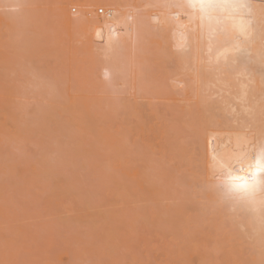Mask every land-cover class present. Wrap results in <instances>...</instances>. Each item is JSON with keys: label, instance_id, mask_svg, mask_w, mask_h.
Segmentation results:
<instances>
[{"label": "bare ground", "instance_id": "obj_1", "mask_svg": "<svg viewBox=\"0 0 264 264\" xmlns=\"http://www.w3.org/2000/svg\"><path fill=\"white\" fill-rule=\"evenodd\" d=\"M45 1L0 0V48L5 45L8 51L0 50V178L3 179L0 183V243L5 250L3 252L0 248V253L3 252L4 257L9 254V264L15 261V264L26 263L23 260L18 263L15 258L19 252L13 253V246L21 250V255L27 250L25 247H30L28 242L32 238V252L31 247L28 252L25 251L33 257L31 264H42L39 255L45 257L47 252L48 256L53 243L54 247L59 246L58 249L63 245L64 250L70 251L73 264L135 263L137 257L142 258L132 251L138 226L141 225L149 232L152 228L163 232L169 230L172 236L167 238L172 244L182 240L180 233L194 243L187 242V247L182 248L183 253L175 258L164 249L163 256L160 255L157 260L165 264H264V211L259 205L253 207L225 199L222 193L211 187L219 182L213 176L211 166L213 149L219 153L231 151L237 148L238 137L259 141L264 131V0H242L249 6L244 9V14L246 19H251L252 30L244 43L246 52L239 60L233 53H224L221 43H214L209 52L207 34L201 35L198 21L190 22L186 10L177 7L186 0ZM42 3L51 6L52 14L64 30L77 33L85 41V50L90 56L86 60L89 64L87 72H83L89 86L83 81V84L75 83L86 84V92L98 83L99 91L95 89L98 93L88 91V95H77L75 90L73 94L67 88V92H59V88L55 94L54 91L46 93L45 84H50L45 83V76H41L40 80V75H34L35 71L31 70L37 66L34 63L38 59L33 64L31 62L35 66L28 62L30 59H26L27 66L20 63L27 57L26 50V53L34 50V47L24 49L29 40L26 35H36L40 24L44 27ZM97 4L107 8L104 12L103 9L98 10L102 16L92 14V8ZM69 5L83 8L76 17H71L66 11ZM45 14L46 17L49 15ZM58 39L61 37L58 38L57 32ZM2 41H5L3 45ZM15 50H23L24 54L21 51L22 55L19 52L20 55L15 54ZM2 57L7 60L1 62ZM3 63H12V66L6 68ZM17 64L22 68L19 74L15 69ZM83 65H86L85 62ZM97 68H100L105 85L96 76ZM29 69L31 72L28 74L26 71ZM21 73L25 77L26 74L28 77L31 75L29 82L33 87L28 86L27 77L25 79ZM70 73L73 74L72 71ZM16 75L24 78L25 86ZM75 79L69 80L70 85L74 80L80 83L81 79ZM106 85H120L119 88L128 90L130 96L127 94V99L123 101L115 92V95H110L112 93L108 92ZM160 104L165 108L159 110ZM125 119L130 120L128 127L123 126ZM184 136L189 140L185 146L178 140L183 137L186 141ZM30 143L38 148L34 149L39 152V158L34 155V163L27 162L26 169L23 167L26 164H21L20 168L19 163L16 165L17 162L13 161L12 166L16 165L13 168L9 158L14 157L16 151L21 154L27 150L24 148H28ZM9 147H14L13 151L17 148L13 155L8 153ZM28 149V153L25 151L28 154L26 160L29 154L35 153L34 149ZM24 155L23 152L21 160ZM18 156L21 155L16 158ZM162 163L176 167L168 170L165 169L167 165ZM61 166L67 170L63 171ZM242 166L246 172L247 163ZM240 167L237 164V169ZM173 170L177 171L178 177ZM13 172L16 174L13 175ZM22 172L25 174H20ZM245 172L237 174L244 175ZM14 176L20 180L12 178L19 182L15 189L22 183L21 193H37L31 196L40 197L39 201L44 200V205L47 204V210L43 205L45 211L42 213L51 212L56 216L55 225L62 228L67 237H63L59 230L61 237L59 233L53 237L55 241L59 238L58 243L52 241L54 227L51 228L46 221L45 225L51 228L52 233L48 236L49 231L43 228L46 236L43 232L40 238L42 222L29 220H35L31 222L33 230H30V224L25 226V223H29L28 218L34 216L25 210L29 212V217L23 208L19 209L12 203L8 204L13 206L14 211L8 207L5 195L11 189L7 191L9 185L5 179L9 182V178ZM15 189L11 192L20 194V189ZM106 194L111 197L106 201L108 203L105 200L104 204L100 203ZM12 197L16 195L10 196V199ZM24 198L21 199L26 204L18 199L16 205L23 204L25 207L28 202L29 207L32 201L26 197L25 202ZM33 203V206L30 204L32 207L38 206ZM14 207L22 209L23 214H18L19 210L16 213ZM53 223L50 225L53 226ZM34 226L41 228L36 231ZM153 231L156 232V229ZM36 232H39L38 236ZM200 234L203 247L197 241ZM16 237H25L27 246L21 244L25 240L22 242ZM43 238L50 240L45 242ZM160 238H163L162 235ZM206 238L214 244L212 247ZM37 239H42L45 245L49 244L46 250L40 248L42 242L37 243ZM151 240L148 246L154 242ZM51 241L53 243L50 244ZM163 241L167 246L168 241ZM17 242L22 248H18ZM145 243L143 249L149 251L151 246L147 249ZM176 243L180 244L179 241ZM169 245L162 248L170 249ZM153 246V250L156 247L163 250L155 242ZM152 249L150 251H156ZM36 250L42 251V254L38 252L37 256ZM13 255L15 258L11 257ZM4 257H0V264H7L3 261ZM49 258L48 263L47 260L43 263L50 264L52 259ZM156 261L153 264H157ZM158 264L163 263L159 261Z\"/></svg>", "mask_w": 264, "mask_h": 264}, {"label": "rangeland", "instance_id": "obj_2", "mask_svg": "<svg viewBox=\"0 0 264 264\" xmlns=\"http://www.w3.org/2000/svg\"><path fill=\"white\" fill-rule=\"evenodd\" d=\"M43 1H45V0H42V2ZM47 1H50V0H46L45 2H47ZM54 1V0H53ZM51 2V1H50ZM44 3V2H43ZM43 3H42V5H43ZM47 3H49V2H47ZM51 4H53V3H51ZM41 5V4H40ZM45 6H47V4L45 3L44 4ZM43 5V6H44ZM49 5V4H48ZM98 5V4H97ZM97 5H95L93 8H92V14L93 15H95V16H102V14H100L99 12H98V10H100V9H103V12L105 11L104 9H107L106 7H104V6H102V5H98V7H97ZM40 6V7H42L43 9V11H42V13H44L43 14V16H44V20H42V22H44L43 24H44V27L40 24L39 26H38V32L36 33V35H32L31 37H29L28 35H26L27 37H28V39L30 40V41H32V42H30L29 40H27V42L25 43V47L26 48H24V49H27V47H34V50L32 49V48H30V49H32L33 50V52H32V50H31V52L30 53H32L31 55H30V53H26V51L24 52L25 53V56H27L26 58H25V60L23 59V61L24 62H20L23 66H25L27 63H26V61L28 60V59H30V61H28V62H30V64H31V62H32V64H33V62H35L37 59H38V61H36L34 64H37V66H35V65H32L31 64V66H35V67H33L34 69H31L32 71H35V72H33V74L34 75H40V77H39V79L41 80L42 79V77L41 76H45L44 77V79H46V81H45V83L47 82V83H49L50 84V86H52V87H50L49 85H46L44 82H42L41 84H45V86L47 87L46 88V93H48V92H50V91H54L53 93L55 94V90H59V88H61V90H59V92H67L66 91V88H67V90L68 89H70L71 91L70 92H74V90H75V94H87L88 95V91L90 92V93H98V92H96V90L95 89H97V91H99V87L97 86L98 85V83H97V85H92V83H90L91 85H92V87H90V88H92V90H88L87 92H86V86H89L88 85V83H87V81H86V79H85V76L86 75H84V73L85 72H87V69H88V66H89V64H88V62L86 61L87 60V57L88 56H90L89 55V53L85 50L86 48H85V41H83V39H81V37L80 36H78L77 35V33H73V32H69V31H67V30H64L60 25V23H59V21L57 20V19H55V15L54 14H52V9H51V6L49 5V6H47V8L44 6ZM53 7V6H52ZM100 7H102V8H100ZM68 8V9H67ZM67 12L69 13V15L71 16V17H76L77 16V14H79L80 13V11H81V9L83 8V7H80V6H78V5H69V6H67ZM51 9V10H50ZM47 10V11H46ZM49 10L51 11V15H53L52 17H51V15H50V13H49ZM97 11V12H96ZM95 12V13H94ZM45 13H47V14H49V15H47V17H46V14ZM99 13V14H98ZM76 15V16H75ZM49 18V19H48ZM53 19V20H52ZM55 19V20H54ZM52 20V21H51ZM54 21V22H53ZM57 21V22H56ZM49 22V23H48ZM52 22V23H51ZM39 24V23H38ZM55 24H57V25H55ZM40 26H42V27H40ZM45 26H47V27H45ZM61 28V29H60ZM58 31H57V30ZM60 31L63 33V34H65V35H62V33H60ZM54 32V33H53ZM57 32H58V38L59 37H61V39H58L57 40ZM66 32V33H65ZM68 33V34H67ZM48 34V35H47ZM60 34V35H59ZM75 34V35H74ZM72 35V36H71ZM75 36V39H74V36ZM34 36V37H33ZM37 38H36V37ZM64 36H66V37H64ZM34 38V39H33ZM36 38V39H35ZM55 38V39H54ZM64 38V39H63ZM76 38H77V40H76ZM63 39V40H62ZM74 39V40H73ZM4 40V39H3ZM56 40V41H55ZM62 40V41H61ZM58 41V42H57ZM61 41V42H60ZM65 41V42H64ZM68 41V42H67ZM5 42V41H4ZM4 42L2 41V45L4 44ZM62 43V44H61ZM33 44V45H32ZM64 44V45H63ZM27 45V46H26ZM83 45V46H82ZM63 46H65V47H63ZM53 48V49H52ZM72 48V49H71ZM30 49H29V51H30ZM65 49V50H64ZM0 50H4L5 52H8L7 51V48L5 47V45L4 46H2L1 48H0ZM72 52H71V51ZM84 50V51H83ZM16 51V50H15ZM21 51V53L23 52V50H20ZM20 51L19 50H17L16 52H15V54H19L20 53ZM55 51V52H54ZM68 51V52H67ZM17 52H19V53H17ZM52 52V53H51ZM63 52V53H62ZM70 52V53H69ZM88 54H87V53ZM20 53V54H21ZM24 53H22V54H24ZM69 53V54H68ZM10 54V53H9ZM14 54V55H15ZM19 54V55H20ZM21 54V55H22ZM54 54V55H53ZM28 55H30V56H28ZM36 56H38V57H36ZM68 56V57H67ZM36 57V58H35ZM53 57V58H52ZM57 57V58H56ZM2 59L3 60H1V62H4V60H7V59H4L3 57H2ZM27 59V60H26ZM32 59V60H31ZM60 59V60H59ZM63 59H64V61H63ZM79 59H80V61H79ZM9 60H10V58H9ZM8 60V61H9ZM35 60V61H34ZM7 61V62H8ZM6 62V63H7ZM55 62V63H54ZM72 62V63H71ZM83 62H85V64L86 65H83ZM4 64L3 63V65H6L5 67L6 68H9V67H11L12 65V63H10V64ZM9 63V62H8ZM19 63V64H20ZM70 63V64H69ZM30 64H28V66L30 65ZM39 64H41V65H39ZM58 64H60V65H58ZM9 65V66H8ZM18 65V64H17ZM58 65V66H57ZM62 65V66H61ZM20 65H18V66H16L17 68H15L16 69V72L18 73V72H20V70L22 69H20V67H19ZM27 66V65H26ZM30 66V67H31ZM61 66V67H60ZM87 66V67H86ZM80 67H82L81 69H80ZM86 69H85V68ZM24 68V67H23ZM27 69H28V67H27ZM53 69V70H52ZM58 69V70H57ZM37 70V71H36ZM50 70V71H49ZM59 70H60V72H59ZM24 71V70H23ZM30 71V69L28 70V71H26L27 73ZM56 71H57V73H56ZM68 71V72H67ZM70 71H72L73 72V74H74V76H73V74H71L70 73ZM83 71H85V72H83ZM31 72V71H30ZM29 72V73H30ZM43 72H44V74H43ZM23 73V72H22ZM22 73L20 74L21 76H22ZM25 73V72H24ZM23 73V74H24ZM28 73V74H29ZM36 73V74H35ZM52 73H54V74H52ZM62 73V74H61ZM64 73V74H63ZM66 73V74H65ZM19 74V73H18ZM17 74V75H18ZM28 74H26L27 76V80H28V82H29V79L30 78H32V77H28ZM57 74V75H56ZM100 76H99V75ZM16 75V76H17ZM20 75L19 76H17V78L19 77L20 78ZM96 76H98L97 78H98V80H99V78H100V82L101 83H103V85H105V83H104V81H105V79H103V77H102V75H101V71H100V68H97V70H96ZM22 77H25V75H23ZM26 77H25V79H26ZM77 77V80H80V83L78 82V81H75L76 78ZM18 78V79H19ZM24 78H20L18 81H20V83H23L22 85H24V82H25V80H23ZM34 79H36V78H34ZM61 79H62V81H61ZM72 79H75L74 80V83H72V85H70V83H71V81L69 82V80H72ZM22 80H23V82H22ZM31 80V79H30ZM38 80V79H37ZM40 80H39V83H40ZM68 80V81H67ZM43 81V80H42ZM63 81H64V83H63ZM73 81V80H72ZM82 81H83V83L85 82L86 84H84V85H78V84H83L82 83ZM97 81V80H96ZM35 82V81H34ZM34 82H32V84L34 83ZM75 82H77V83H75ZM99 82V83H100ZM19 83V84H20ZM62 83V84H61ZM28 84V83H27ZM31 83L29 82V84H28V86H32V85H30ZM37 84V83H36ZM43 84V85H44ZM93 84H96V83H93ZM65 85V86H64ZM86 85V86H85ZM25 86V85H24ZM49 86V87H48ZM71 86H72V89H71ZM33 87V86H32ZM57 87V88H56ZM65 87V88H64ZM98 87V88H97ZM109 87V88H108ZM120 87V85H112L111 87L109 86V85H106V89H109L108 90V92L110 91V93H112V94H110V95H115V93H116V95L118 96V97H120L123 101L124 100H126L127 99V97H126V95L127 96H130V93H128V90H125V91H122L121 90V88H119ZM53 88H55V89H53ZM65 89V90H64ZM81 89V90H80ZM93 90H95V91H93ZM119 91V93H117L118 91ZM81 91H83V93L81 92ZM103 91H104V89H103ZM117 91V92H116ZM79 92V93H78ZM85 92V93H84ZM106 92H107V90H106ZM115 92V93H114ZM125 92V93H124ZM132 92V91H131ZM52 93V94H53ZM73 93V94H74ZM60 95H61V93H59ZM63 94V93H62ZM102 94V93H101ZM120 94V95H119ZM32 95V94H31ZM46 95V94H45ZM47 96V95H46ZM48 96H50V95H48ZM65 96H66V93H65ZM122 96V97H121ZM30 97V95H28V98ZM32 97V96H31ZM126 98V99H125ZM146 99H144L143 101H145ZM157 101V100H156ZM155 101V102H156ZM159 110L161 109H164L165 108V106L164 105H159ZM127 120V121H126ZM126 121V122H125ZM125 121H124V127H125V125H126V127H128L129 126V122L128 121H130V120H128V119H125ZM166 121V120H165ZM164 121V122H165ZM167 122V121H166ZM168 123V122H167ZM128 124V125H127ZM185 137V139H186V141H184L183 139V137H180V138H178V140H179V142L181 143V144H183L184 146L185 145H187V143H189V140L186 138V136H184ZM181 139V140H180ZM186 143V144H184V142ZM27 146V145H26ZM30 146V147H29ZM32 146V147H31ZM36 145L35 144H33V143H30V145L28 144V148H31V149H36L37 147H35ZM107 146V148L109 149V147H108V145H106ZM105 146V147H106ZM28 148H24V149H27V150H29ZM187 148H188V146H187ZM13 149H14V147H13ZM13 149L12 148H10L9 147V149H8V153L10 152V154H12L13 155V153L17 150V148L13 151ZM19 149H20V147H19ZM34 149V150H35ZM103 149H105L104 147H103ZM156 149V148H155ZM22 150H23V147L21 148V151L19 150V153L20 152H22ZM27 150H25V151H27ZM37 150H38V148H37ZM24 150H23V152L25 153V155H24V159H25V162H23L24 161V159L23 160H21L20 158L22 157V155H23V152L21 153V154H18V152L16 151V155L14 156L15 158H16V156L17 155H21V156H18L16 159H17V161H16V159L15 160H13L14 159V157H12V158H9V160L10 159H12V160H10V162H11V166H12V164H14L15 162H17V163H15L16 165H18V163H19V166L21 165V164H26L27 162L29 163L30 162V164H32V163H34L33 162V158H35L36 159V157L34 156V155H36L37 156V154L39 155V152L38 151H36L35 150V153H34V151L32 152V153H34V154H32L31 156H33L32 157V160H30L31 159V156H30V154H29V156H28V160H26V158L25 157H27V153H28V151H27V153L25 152ZM40 151V150H39ZM12 152V153H11ZM38 152V153H37ZM42 152V151H41ZM9 154V156H11ZM157 157V156H156ZM39 158V156H37V159ZM20 159V161H18ZM13 161H15L14 163H13ZM35 161V160H34ZM37 161V160H36ZM35 161V162H36ZM23 164V165H24ZM16 165H14V167L13 168H16L15 166ZM22 165V166H23ZM29 165V164H28ZM27 164L25 165V166H23L25 169H26V167L28 166ZM162 165H167V167L165 168V169H167L168 168V170L169 169H174V167H176L175 165L172 167H168V164H163L162 163ZM18 167V166H17ZM20 168H21V166H20ZM19 168V169H20ZM63 171H65V170H67L66 169V167H64V166H61L60 167ZM63 168H65V169H63ZM13 170V169H12ZM24 170V169H23ZM22 170V171H23ZM17 171H18V168H17ZM14 173L16 174V172H13V175H14ZM66 173V172H65ZM173 173L175 174V176L176 177H178L179 176V174L177 173V171L175 172V170H173ZM20 174H22V175H24L25 174V172L23 173H20ZM22 177V176H21ZM12 178H14V180H18V181H20L19 179V175H18V178L19 179H16L17 178V176H14V177H11V178H9V182H8V180H6L5 178V183H7V185H9V189H8V186H7V191L8 190H10V193H8L7 192V194L8 195H5V198L7 199L6 200V202H7V204L9 203L10 205H12L13 204V206H15V207H17L18 206V208L20 207V208H23V210H24V212H25V214H26V212L27 211H25V210H28L29 212H30V214L31 215H33L34 216V218H28V220L27 221H29V220H32V219H37V220H39L38 222H42V228L41 227H39V229L41 228V230L39 231L40 232V238H42V233L44 232V236H46V234H45V231L47 230V231H49L48 232V236L50 235V233H52V232H54V234L52 235V238L54 237V235H55V237H56V235H57V233H59V230H60V232L62 233V234H64V230L62 229V228H59L57 225H55V219H56V216H54L50 211V213H48V214H44V213H42V212H44L45 210H47V204H46V206L44 205V200L42 201V200H40L39 201V198H35L34 196H31L32 194H35L34 192L31 194V195H28L27 193H25V191H23L22 193L20 192L21 191V188H22V181L20 182L21 184H20V187L19 188H17V189H20L19 191L17 190V189H15L16 187H18L17 186V182L18 181H14ZM12 180V182H10L11 180ZM2 180L3 179H1L0 178V183L2 182ZM188 180H190V179H188ZM12 183V184H11ZM12 186H11V185ZM18 184H19V182H18ZM16 185V186H15ZM11 187H13V188H11ZM13 189H15V190H17L18 192H20V194L19 193H17V194H19L18 196H17V194L15 193V192H11ZM16 191V192H17ZM102 192H104V190L102 189ZM102 192H101V194H102ZM106 192H104V194H105ZM37 194V193H36ZM35 194V195H36ZM14 196V195H16V197H12L13 199L14 198H16L17 200H13V199H10V196ZM26 195V196H25ZM6 196H8V197H6ZM21 196H23V197H21ZM24 196H25V198L27 197V200H28V198L30 199L29 201H32V202H34V203H36V204H38V206H35V208L34 207H32L33 205L31 204L32 202H29V207H27L28 206V202H27V205H25V207L23 206V204H26V203H23L22 202V199L24 198ZM39 196V195H38ZM106 196V198L104 199V197ZM18 197V198H17ZM22 199H21V198ZM44 197V196H43ZM46 197V196H45ZM44 197V198H45ZM109 197V198H108ZM25 198H24V201L26 202V200H25ZM33 198V199H32ZM102 200H101V202L100 203H103V200H105L104 202L107 204L108 202H106V201H109V199L111 198L110 196H108L107 194L106 195H104V196H102ZM18 199H21L20 200V202H22L23 204H22V206H20V205H16L17 204V201H19ZM107 199V200H106ZM41 201H42V203H41ZM40 202V203H39ZM12 203V204H11ZM33 203V204H34ZM8 204V207L9 208H11V210H13V206L11 207L10 205ZM21 204V203H20ZM32 206H31V205ZM42 204V205H41ZM104 204V203H103ZM35 205V204H34ZM45 206V210L43 211V209H44V206ZM31 206V207H30ZM14 207V208H15ZM42 207V208H41ZM19 208V209H20ZM41 208V209H40ZM19 209H16L15 208V212L17 213L18 212V210ZM32 209H33V211H32ZM36 209H38V210H36ZM49 210H50V207L48 208ZM17 210V211H16ZM14 211V210H13ZM39 211H41L39 214H40V217H38V212ZM29 212H27V214H29ZM18 214H23V212H22V209L21 210H19V213ZM30 214H29V217H30ZM37 214V216H35ZM41 214H44V215H46L45 217H44V215H41ZM49 214H51L50 216H48ZM44 217V218H43ZM51 219H50V218ZM45 221H44V220ZM47 219V220H46ZM35 220H33V221H35ZM40 220H42V221H40ZM33 221H31V222H33ZM43 221H44V224H43ZM49 221V226L51 227V228H53L54 227V229H52V232H50V230H51V228L49 227V226H47V225H45V224H47V222ZM53 221H54V223H53ZM24 222H26V221H24ZM30 221H29V223H25L26 225L25 226H28V224H30L28 227H29V229L30 230H33L32 228H31V225L33 226V223H31ZM38 222L37 223H35V224H38ZM51 223H53L52 225L53 226H51L50 224ZM197 224V223H196ZM195 223L193 224V225H196ZM201 224V223H200ZM141 225V224H140ZM198 225V224H197ZM57 226V230H55V227ZM142 226V225H141ZM141 226H138V229H141L140 231L137 229V233H136V238H135V242H134V244H136V245H134L133 244V248H132V251L133 252H136V254L138 255V256H142V258L140 257V258H138L137 257V259L138 260H136V262L134 263V262H132L131 264H137V263H139L140 261H143V263L142 264H153V261L155 262L157 259H160L161 258V256L160 255H162V254H164V252H165V250H167V251H169V252H171V254H172V257L173 258H175V257H177V256H180V255H178V254H182L183 252V249L182 248H185V247H187V242L190 244V243H193V242H191V241H187V237H185V235L184 236H182V233H180V237H181V241L178 239L177 241H179L180 242V244H178L177 245V241H175L174 242V244H172V242H171V240H168V238H170L169 236H172V235H170V232H169V230H167V229H165V232H163L162 230L160 231L159 229H157V228H155L156 229V232H154L153 230H155L154 228H152V231H151V229H150V231L151 232H149L147 229H144V228H142ZM11 227V226H10ZM10 227H8V229L10 228ZM34 227H36V226H34ZM43 228H45V229H43ZM8 229L5 231V232H7L8 231ZM26 229V228H25ZM36 229H38L37 227L35 228V230ZM38 229V230H39ZM42 229L44 230V231H42ZM157 230H158V232H157ZM10 231V230H9ZM37 231V230H36ZM42 231V232H41ZM140 233H139V232ZM143 231V232H142ZM39 232H36V235H37V233L39 234ZM146 233V235H151V237H153V238H156V239H153V238H150L149 236H146V235H144L145 233ZM163 232V233H162ZM29 233V232H28ZM31 234H33V232H30ZM61 233H59V237H61ZM139 233V234H138ZM154 233V234H153ZM156 233V234H155ZM164 233H166V235H164ZM157 234H159L160 236H158ZM8 234L6 233V236H7ZM25 235V237L26 236H28V234L26 235V234H24ZM34 235V234H33ZM33 235H31L32 237H33ZM141 235V236H140ZM161 235H162V237L163 238H160L161 237ZM169 235V236H168ZM12 236H15L14 234L12 235ZM38 236V235H37ZM37 236H35V238L37 237ZM43 236V237H44ZM58 236V235H57ZM63 237H67L68 235H66V233L64 234V235H62ZM137 236H139V238L137 237ZM167 238H165V237ZM9 236H7V238H8ZM25 237H22V238H20V237H16V239H19V241L21 240L22 242L25 240ZM183 237L184 238H186V239H183ZM201 238H202V235L200 234L199 235V239L197 240L198 241V243L200 242V244H199V246H201V247H203L202 246V244H203V242L201 241ZM12 239H15V238H12ZM15 239V240H16ZM29 239H31V238H29ZM48 239V238H47ZM57 240H59V238L57 237L56 238ZM145 239H152L151 241L153 242V240H154V242H155V244H159V246H160V249H163L162 251L161 250H159V249H157V247L154 249V250H156L155 252H157L156 253V255L157 256H155V252H152V251H150V249H152V248H154V246H153V243H152V245H150L151 246V248L149 249L148 247H150V246H148V244L149 243H151L149 240H145ZM162 239V240H161ZM163 239H165V241L167 242L168 241V244H166L167 246H165L164 244H165V242L163 241ZM171 239V238H170ZM32 240H34L33 238L31 239V241ZM38 240V239H37ZM43 240L46 242L47 240H45V238H43ZM42 239L41 240H38V242L37 243H39L40 241L42 242V245H40L39 244V246H40V248L42 249V250H46L47 249V245H49V244H46L45 245V242L43 241ZM50 240V239H49ZM49 240L47 241V242H49ZM56 240V241H57ZM186 240V241H185ZM206 240H207V242H209L208 244L212 247L214 244L211 242V240H209V239H207L206 238ZM28 242L29 243V246L31 247V252H32V247L34 248V243H32V242ZM52 241H55V239L53 238L52 239ZM50 242V244L51 243H53V242ZM55 241V242H56ZM142 243L143 241V243H145L146 245H147V249H149V251L148 250H145V249H143V248H145V246H143V243H142V245H141V243ZM26 242H27V240H25L23 243H21L22 245L24 244H26ZM137 242V243H136ZM161 242H163L162 244H161ZM18 243V242H17ZM27 243V244H28ZM44 243V244H43ZM56 243H58V242H56ZM62 243V242H61ZM140 243V244H139ZM185 244V245H183V244ZM198 243L196 242V244L198 245ZM202 243V244H201ZM54 244L55 243H53V248H51V250L50 249H48V251L50 250L51 252L53 251V252H55V253H53V255L55 254V256H54V261H57V262H55V264L56 263H58L59 262V264H71L72 263V254L70 253V251L68 250V249H66V250H64V247H62V246H60V249H58L59 248V246L56 248V246L54 247ZM137 244H139V245H137ZM144 244V245H145ZM170 244V245H169ZM182 244V245H181ZM187 244V245H186ZM194 244V243H193ZM3 244H1L0 243V248H2L1 250H3L4 249V246H2ZM18 245V248H20L19 246H21L19 243L17 244ZM168 245L169 246H171V247H169L170 249H167V248H162V246L163 247H168ZM175 245V246H174ZM180 245H181V248H180V250H179V247H180ZM25 246H27V245H25ZM159 246H158V248H159ZM176 246H178L177 247V249H176ZM7 246H5V248H6ZM30 247L28 248H26L25 247V249H27V250H25V251H27L28 252V250H30ZM61 247H62V249H61ZM173 247V248H172ZM15 249L14 251L15 252H13L12 251V249ZM13 248L10 250V255H12L13 253H16V251L17 252H19V254H17L16 253V256H17V258L19 257V255H20V249H17L16 247H14L13 246ZM21 248H22V246H21ZM56 248V249H55ZM142 248V249H141ZM39 249V248H38ZM40 249V250H41ZM52 249H54V250H52ZM134 249V250H133ZM165 249V250H164ZM176 249V250H175ZM182 249V250H181ZM215 249H217V246L215 245ZM153 250V249H152ZM153 250V251H154ZM159 250V251H158ZM175 251V253H174V251ZM9 251V250H8ZM22 252L21 253V255H20V259H17V258H15L14 256L15 255H13V256H11V257H13V258H15L17 261H21V260H23V261H26V263H27V261H28V264H31L32 262H30V260L33 258V257H31V255H29L30 254V252L28 253V254H26L27 252ZM49 251V255H50V258H49V255L47 256V252H46V255H45V257L47 256V258H49L50 260L52 259V257H53V255H52V253ZM62 251H64V252H62ZM160 251H161V254H160ZM3 252H5V250H3ZM3 252H1L0 253V257H4V253ZM13 252V253H12ZM36 252H37V256H38V252H39V250H36ZM36 252H35V255H34V257L36 256ZM57 252V253H56ZM138 252V253H137ZM145 252H148V253H145ZM152 254H151V253ZM7 254H8V252H6ZM39 253H41L42 254V251L41 252H39ZM45 253V252H44ZM51 253V254H50ZM145 253V254H144ZM57 254H59V256H57ZM135 254V255H136ZM141 254V255H140ZM149 256H148V255ZM168 254H170V253H168ZM170 254V255H171ZM9 255V254H8ZM8 255H5L6 257H4V259H3V261L5 262V263H7V264H9V262H8V260H7V258H9L8 257ZM43 255V254H42ZM42 255H39V256H41L40 257V261H42V264H46V262L45 263H43L44 262V260L46 261L47 260V258H45L44 256H42ZM52 255V256H51ZM136 255V256H137ZM146 255V256H145ZM152 255H154L155 256V258L152 256ZM163 256V255H162ZM147 257H148V259H149V261H150V263H148L149 261H148V259H147ZM151 259H150V258ZM45 258V259H44ZM57 258V259H56ZM37 259H39V258H37ZM70 259V260H69ZM142 259V260H141ZM153 259H156V260H153ZM58 260H60V261H58ZM69 260V261H68ZM144 260H146V261H144ZM153 260V261H152ZM20 261L18 262V263H20ZM22 261V262H23ZM32 261H35L34 259L32 260ZM54 261H53V259H52V262H50V264H52V263H54ZM158 262L159 261H161V263H163V264H165L162 260H157ZM156 261V263L158 264V262ZM171 261V260H170ZM2 262V259H0V263ZM12 262H14L13 261V259H12ZM37 262H38V260H37ZM49 261L47 260V263H48ZM169 262V261H168ZM15 263H17L16 261L14 262V264ZM24 263V262H23ZM25 263V264H26ZM74 263V262H73ZM72 263V264H73ZM140 263V264H141ZM3 264V263H2ZM170 264V263H169Z\"/></svg>", "mask_w": 264, "mask_h": 264}, {"label": "snow or ice", "instance_id": "obj_3", "mask_svg": "<svg viewBox=\"0 0 264 264\" xmlns=\"http://www.w3.org/2000/svg\"><path fill=\"white\" fill-rule=\"evenodd\" d=\"M177 7L186 10L190 22L198 21L201 35L207 34L209 52L214 43H221L224 53H233L238 60L244 55L252 21L245 18L244 9L249 6L242 0H186ZM211 160L213 176L219 181L212 188L225 199L253 207L259 205L264 211V131L259 141L238 137L237 148L231 151L219 153L213 149ZM237 164L241 165L239 169Z\"/></svg>", "mask_w": 264, "mask_h": 264}, {"label": "built area", "instance_id": "obj_4", "mask_svg": "<svg viewBox=\"0 0 264 264\" xmlns=\"http://www.w3.org/2000/svg\"><path fill=\"white\" fill-rule=\"evenodd\" d=\"M99 13H101V11H99Z\"/></svg>", "mask_w": 264, "mask_h": 264}]
</instances>
